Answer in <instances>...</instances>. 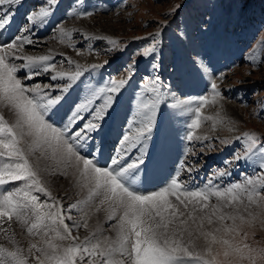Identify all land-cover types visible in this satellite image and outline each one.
<instances>
[{
    "label": "snow or ice",
    "instance_id": "1",
    "mask_svg": "<svg viewBox=\"0 0 264 264\" xmlns=\"http://www.w3.org/2000/svg\"><path fill=\"white\" fill-rule=\"evenodd\" d=\"M21 3L22 0H0V33L13 22L12 7ZM47 3L49 7L28 17L34 26L52 14L57 0ZM32 43L26 36H16L11 43L0 45V107L15 117L10 122L0 112V234L11 245L0 243V264H264V247L249 244L248 233L243 230L244 225L254 226L264 215V174L246 177L242 183L221 190L212 185L211 179L204 188L190 189L178 172L159 190L147 194L139 191L135 177L146 164L148 140L165 95L159 78L144 83L142 93H151V97L137 96L139 103L119 147L102 165L98 159L100 149L89 151V145L103 131L119 95L134 75L135 61L126 69V76L110 79L103 87L89 88L82 99L73 102L66 121L58 126L52 117L67 103L70 90L86 69L78 63L74 70L57 69L51 54L18 55ZM110 43L119 50V42ZM155 51L153 44L138 54L148 56ZM15 59L26 62L17 65ZM98 67L102 65H91L92 69ZM202 68L207 71L203 65ZM23 69L28 71L20 78L18 73ZM45 74H49L47 84L25 83ZM211 88V101L201 96L172 105L195 113L192 129L200 127L203 106L220 97L214 81ZM242 137L243 158L259 154L264 173V142L255 133H243ZM187 139L200 137L193 133ZM41 147L64 168L60 175L67 176L68 169L74 170L77 184L88 189L86 200L65 206L62 198L45 186L30 161V155ZM134 150L138 152L135 157ZM192 170L187 168L188 172ZM227 174L219 172L216 178ZM97 198L100 205L110 202L107 219L116 221L112 225L115 238L102 237L99 231L79 235L80 228L88 230L87 220H74L71 213L74 209L81 211V204ZM255 209L260 210L259 214ZM13 222L29 237L27 250L15 239Z\"/></svg>",
    "mask_w": 264,
    "mask_h": 264
},
{
    "label": "rangeland",
    "instance_id": "2",
    "mask_svg": "<svg viewBox=\"0 0 264 264\" xmlns=\"http://www.w3.org/2000/svg\"><path fill=\"white\" fill-rule=\"evenodd\" d=\"M42 7H49L47 0H33L25 8L24 16L21 14L17 25L20 28L26 25L30 27L31 34H38L42 30L40 27H44L42 34L32 37L44 40L41 48H26L22 55L35 56L49 47L55 52L52 56L57 69L74 70L76 63L86 69L70 90L67 103L52 117L58 126L66 121V114L73 102L82 99L89 88L103 87L110 79L126 76V69L135 61L134 75L119 95L114 111L106 119L101 133L103 136L108 132V123L114 118L113 129L116 126L126 132L128 121L133 118L139 103L137 96L142 94L145 98L151 97V93H142L144 83L150 78H159L161 92L165 95L156 111L147 155L152 143L156 142L157 134H161L155 149H165L158 154L163 155L164 159L162 166L157 161L151 162L150 167L161 169H158L156 179H152L150 184L147 182L146 188L142 189L143 193L165 187L178 172L180 180L190 189L204 188L211 179L212 185L221 190L242 183L246 177L264 174L260 168L262 161L259 154L243 158L245 141L242 137L243 133H255L264 142V0H57L52 14L44 23L34 26L28 17ZM68 26L81 27L82 32L72 38L66 33L64 40L57 41V32ZM18 34L25 35L24 30ZM112 40L119 42V50L113 48L110 43ZM153 44L156 46L155 53L148 56L138 54ZM68 60L75 63L69 64ZM93 64L102 67L92 69ZM202 65L207 71L203 70ZM27 71L21 70L18 76L23 78ZM44 76L41 84L49 83V74ZM213 81L218 86L220 97L214 103L209 102L203 106L200 127L192 129L190 125L196 118L195 113L172 105L178 100L201 96H207L211 101ZM35 83H39V80ZM195 106L191 105L192 108ZM0 112L10 122L15 119L6 108L0 107ZM124 132L118 133L114 140L107 141L112 147L107 150L108 158L115 154ZM193 133L200 139L189 141L187 137ZM237 136H241V139L236 140ZM100 139L101 136H95L89 151L99 148ZM49 155H36L39 157L36 161L45 158V163L50 164L45 169L43 166L41 176L48 173L58 179L55 183L51 178L46 187L51 189L54 196L59 197L58 193L63 189L61 184L68 185L77 195V199L71 203L83 201L82 194L88 196L87 191H79L80 186L74 184L69 175L63 176L59 174L60 170H54V162ZM136 155L138 152L134 150L132 156ZM236 155L242 158L236 160ZM192 161L197 165L192 169L198 171L192 170L189 173L185 169L192 166ZM56 167L61 165L57 164ZM145 167L146 164L142 165L135 177L136 187L143 180L140 178L146 176L142 172ZM219 172L228 174L217 179L216 174ZM212 202L215 203V197ZM96 206H99L98 211L97 207L92 210L89 208L87 214L80 218L87 220L88 230L80 228L79 235L83 237L88 231H99L102 237L115 238L112 225L116 221L107 219L109 208L103 211L104 205L96 203ZM255 211L257 214L260 212L259 209ZM262 221L264 215L259 216L254 226H243V230L248 233L247 242L258 248L264 247ZM23 229L15 222L11 225L20 246L23 243L18 240V230ZM0 243L11 247L2 234Z\"/></svg>",
    "mask_w": 264,
    "mask_h": 264
},
{
    "label": "bare ground",
    "instance_id": "3",
    "mask_svg": "<svg viewBox=\"0 0 264 264\" xmlns=\"http://www.w3.org/2000/svg\"><path fill=\"white\" fill-rule=\"evenodd\" d=\"M31 1H33V0H22V3L19 5V6H13L12 7V13H13V15H14V19H13V22H12V24H11V26L7 29V30H5V31H3L2 33H0V45H3V43L5 42L6 44L7 43H11L12 42V40H13V37H15L16 35H19L18 33L20 32V30H21V32H22V30H24V33H25V35H23V36H26V37H28L29 39H30V37H31V40L33 41V43L32 44H26L25 46H24V48H23V50H22V52L21 53H19L18 55H22L25 51H26V48H28L29 50H35V49H40L41 48V43H44V40H41V39H38V38H35V39H33L32 37L34 36V37H38V34H42V31H43V29H44V27L42 26V27H40V29H42L41 31L39 30V33L37 34H31V32H30V27L29 26H24L23 28L21 27L20 28V26H17L18 25V23H19V20H20V17H21V14L23 15V13H24V11H25V8L27 9V7L29 6V4H31ZM61 4V3H60ZM40 6V5H39ZM4 7H7L6 5L4 6ZM15 7H16V9H15ZM81 7V6H80ZM37 8V7H36ZM81 9H84V7H82ZM24 16V15H23ZM55 17H57V16H55ZM55 17H53L54 19H55ZM51 19V18H50ZM53 20V19H52ZM31 23V22H30ZM80 27V26H79ZM25 29H28V31H25ZM17 31V34L15 33ZM19 31V32H18ZM64 33H67L68 35V37L69 38H72L75 34H77V33H80V32H82V30H81V27L80 28H77V27H67V28H65L64 30ZM49 32V31H48ZM16 34V35H15ZM51 35V34H50ZM54 34H52L51 36H53ZM20 36V35H19ZM55 37L58 39L57 41H62V40H64V38L61 36V30H59L58 32H57V35H55ZM64 37H65V35H64ZM53 49V48H52ZM52 49L51 48H49V47H47V48H44V51H43V49H42V52H38L35 56H39V55H45V54H51V55H53L55 52L54 51H52ZM57 54V53H56ZM23 60H20V59H15L14 60V62L17 64V65H19V64H21V62H22ZM26 61H24V63H25ZM26 74V73H25ZM24 74V75H25ZM44 75H41V76H38V77H35L33 80H29V81H25V83H27L28 85H31V84H33V83H35V81H38L39 80V84H41V82L42 81H44ZM48 80H49V78H48ZM75 86V85H74ZM72 92V91H71ZM66 109V108H65ZM5 110V109H4ZM114 111V110H113ZM113 111H112V113H113ZM111 116H114L113 114H111ZM114 120H115V118L114 119H112V121L110 122V123H108V126H109V129H108V132H105L104 134H103V136H102V133H99V135L97 134L96 136H101V139L99 140V149H100V153H99V156H98V159H99V161H100V163L101 164H103V161H105V162H107L108 160L106 159V157L108 158V154H109V152L107 151L108 149H111L112 147H111V144H107V141H109V140H114L115 138H117L118 137V133H120V132H124L125 130H119L118 129V127H116L115 126V130L113 129V127H114ZM127 130V129H126ZM160 139H161V134H157V138H156V142H159L160 141ZM156 142L154 141L152 144V148H151V150H150V152L148 153V155H147V162H146V167H145V171H143L142 170V172L143 173H145L146 174V176H144V177H142V178H140V179H143V180H141L140 182H138V183H141L140 184V186L139 187H137L141 192H143L142 191V189H144V188H146V186H147V182L150 184L151 183V180L152 179H156V176H157V171H158V169H161V167H159V168H152V167H150V165H152L151 164V162L152 161H157V162H159V164H161V166H162V163H163V159H164V156L163 155H160V156H158V154L160 153V152H163L165 149H162V148H156L155 149V144H156ZM115 145L116 146H118V143L117 142H115ZM160 150V151H159ZM44 154H48V152H46L45 150H44V148L43 147H41V148H38V149H36L31 155H30V161L33 159V162H32V164H33V166L35 165V167L37 168V170L39 171V173H40V175H41V171L43 170V166H44V169L45 168H47V166L48 165H50V164H47V163H45V158H43V160H39V161H36V160H38V158L39 157H37L36 155H41V156H43ZM166 154V153H165ZM35 156V157H34ZM49 156H51V155H49ZM206 161H208V160H206ZM205 161V162H206ZM53 162H54V165H53V163L51 162V165H53V166H55V169L54 170H60L59 172H61V171H64V168L61 166V167H56L57 166V163H56V161H54L53 160ZM104 162V163H105ZM192 166H191V168L192 167H196L197 165L195 164V162L194 161H192V164H191ZM154 166V165H153ZM204 166V165H203ZM151 168V169H150ZM203 168V167H202ZM175 169H176V167H175ZM52 170V169H51ZM185 170H187V168L185 169ZM68 171V175H69V179H71V180H73L75 183L74 184H77V182H76V180H77V176H76V174L74 173V170L73 169H68L67 170ZM194 171H198V170H193L192 172H194ZM175 172V171H174ZM147 173H149V174H147ZM190 173V172H189ZM176 174V173H175ZM41 178H42V180H43V182H44V184H45V186H48V184H47V181L48 180H50L51 178H53L52 180H54V182L56 183L57 181H58V179H57V177H51L48 173H46V175L45 176H41ZM160 179V182H161V180H162V177H160L159 178ZM50 182V181H49ZM52 183V182H51ZM60 182H58V184H59ZM63 183V182H62ZM50 184V183H49ZM159 184H161V183H159ZM162 185V184H161ZM61 186L63 187V189H62V191L61 192H59L58 194H59V197L60 198H62V202H63V204L65 205V206H67L68 204H70L71 202H73L75 199H77V195L75 194V193H73V191H72V189L71 188H68V185H64V184H61ZM77 186H78V184H77ZM199 187V186H198ZM161 188H163V187H160L159 189H161ZM56 189V188H55ZM159 189H157V190H159ZM9 190L10 191H12L13 190V186H10L9 187ZM87 191V193H88V190H87V188H84V187H81L80 186V189H79V191ZM55 192V191H54ZM84 192V193H85ZM80 193V192H79ZM82 193V192H81ZM83 195V197L81 198L83 201L84 200H86V198H87V196L86 197H84V194H82ZM86 195V194H85ZM42 200L44 199V197H42L41 198ZM99 203V198H97V199H95L94 201H92V202H89L88 204H84V205H82L81 207V211H72V213L71 214H73L72 216H73V218H74V220H80V218L83 216H85L86 214H87V212H86V210H89V208L92 210L93 208L95 209L97 206H96V203ZM104 205V207H103V211H105V210H107V208H109L110 207V202H106L105 204H103ZM113 207H114V205H113ZM70 223V222H69ZM111 228V227H110ZM18 235H19V239L18 240H20L22 243H23V247H25V249L27 250V246H28V243H29V237L27 236V234H26V232H25V230L23 229V230H18ZM36 242V241H35Z\"/></svg>",
    "mask_w": 264,
    "mask_h": 264
}]
</instances>
